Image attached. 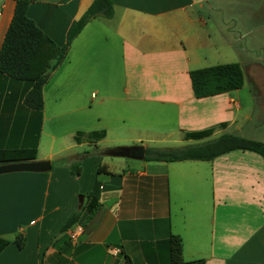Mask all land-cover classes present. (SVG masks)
Wrapping results in <instances>:
<instances>
[{"label":"crops","instance_id":"0c3cea01","mask_svg":"<svg viewBox=\"0 0 264 264\" xmlns=\"http://www.w3.org/2000/svg\"><path fill=\"white\" fill-rule=\"evenodd\" d=\"M92 1L29 3L27 15L46 35L45 50H38L30 62V76L49 69ZM112 3L113 15L91 18L49 74L39 114L24 103L28 82L0 73V148L35 147L34 160H50L52 167L53 156L66 149L55 148L58 117L81 111L80 118H94L97 125L77 130L73 140L93 148L109 136L110 119L121 121L116 127L119 131L139 128L131 121L135 112L155 111L163 118L171 111L168 115L174 126L156 134L178 135L186 145L217 137L236 124L228 113L233 97L221 98L226 92L195 98L189 71L211 64L223 47L240 48V34L235 33L240 12L230 16L234 6L240 10V0L236 4L229 0ZM14 6L15 0H0V47ZM56 74L60 82L53 85V108L48 114L46 92ZM233 105L240 110L239 103ZM86 107L93 112L86 113ZM46 121L53 125L45 133L48 148L42 155L39 145ZM222 122L226 125L220 126ZM210 127L214 128L210 136L184 137ZM146 129L139 133L144 139L138 135L127 140L144 149L153 147L147 138L152 134L145 133ZM94 130H104L105 136L89 141L85 134ZM78 131L84 133L79 143L75 140ZM241 135L264 142V132ZM120 149L121 156L130 157L133 152L130 147ZM89 161L85 165L94 168ZM144 163L142 169L120 171L99 166L103 176L99 179L100 206L91 218L82 206L93 188L94 175L90 183L83 182L88 189L80 201L76 196L82 190L81 170L76 178L66 166L0 174V236H24L22 248L10 242L0 252V264H176L169 253V234L181 240L182 263L178 264H197L198 260L203 264H264V157L235 150L208 161ZM76 211L80 212L78 221L60 232ZM77 229L78 235L72 238Z\"/></svg>","mask_w":264,"mask_h":264},{"label":"trees","instance_id":"16d2710c","mask_svg":"<svg viewBox=\"0 0 264 264\" xmlns=\"http://www.w3.org/2000/svg\"><path fill=\"white\" fill-rule=\"evenodd\" d=\"M32 0H15L13 15L5 32L0 47V73L13 79L25 80L29 87L24 96V103L31 109L40 113L43 105L42 87L49 73L64 58L66 50L73 38L82 30L84 25L95 16L111 17L114 13L112 0H93L89 7L74 23L67 41L61 46L55 55L49 69L32 77L29 74L30 62L36 52L45 50V33L27 15V7ZM192 93L195 98H204L240 89L244 84V73L239 63L231 62L216 64L207 67L196 68L189 71ZM220 126H225L222 122ZM214 128H206L199 131L185 133L186 139H201L210 136ZM83 132L78 131L75 140L79 143ZM89 141H98L105 136L104 130H94L85 134ZM242 150L252 151L264 157V142L251 139L233 133H223L215 139L190 144L182 147H147L145 149V161H184V160H212L225 153ZM37 149L25 148H0V162L34 160ZM74 172L79 173L78 165H73ZM102 168H98L97 174ZM101 181L96 178L92 190L86 195V202L82 209L88 212L91 218L99 209ZM80 212H74L60 227L59 231H65L73 226L79 219ZM13 242L18 248L24 244V236L18 234L13 240L0 236V252ZM169 253L173 263L181 262L182 245L179 237L169 234ZM203 264L202 260L196 261Z\"/></svg>","mask_w":264,"mask_h":264},{"label":"rangeland","instance_id":"374dc122","mask_svg":"<svg viewBox=\"0 0 264 264\" xmlns=\"http://www.w3.org/2000/svg\"><path fill=\"white\" fill-rule=\"evenodd\" d=\"M229 2L236 4V0H229ZM239 12L240 25H236L235 33L240 34V40H237V45L240 48L228 49L223 47V50H219V55L213 58L211 64L208 66L237 62L243 70V86L221 97L225 99V96H231L236 103L240 104V110H237L235 105H233L234 101H231L232 108H230L231 112H229V110L228 113L231 117L235 118L236 124L231 125L224 133L241 135L242 133L252 134L257 131L264 132V0H240V10H236L234 6L230 16L232 17L233 14L235 15V13L238 14ZM232 41L234 40H231V42ZM56 76L57 74L51 79V88L49 87L46 92L47 99L45 108L48 114L52 112L53 108L51 102L53 85L56 82H60V79ZM89 103V100L84 102L86 106L89 105ZM88 108L89 107H86L85 112L89 114L92 113L93 109ZM81 112H77L76 115L73 116L58 117L60 122L57 124L58 141L55 143V148L60 147L66 149L63 154H61L62 156L60 154H55L53 156L51 167L53 169H58L66 166L74 178L78 177L81 170L82 190L77 193L76 197L78 200H80L81 196L87 194L86 189L88 188L83 182L87 184L90 183L93 179V175L94 178L102 179V174L96 175L99 166H106L107 169L112 171L142 169L140 166L145 164L144 160L121 156L122 152L120 148H131L136 146L127 139H130L129 137H138V135H140L139 133L144 131V128H147L145 133L153 135L147 137L152 139V141H148L149 146L160 148L186 146L185 142L178 135L162 137V135L156 134L160 132L161 129H171L174 126L171 117L168 115L172 113L171 111H168L167 116L163 118L161 114L155 111L152 113L147 111L133 113L131 115V121L135 127H139L133 132L127 130L123 131V129L121 131L117 130L116 127L121 124V121L118 119H110L109 125L111 130L105 142H102L97 148L89 147L88 145L79 146L73 140L75 132L77 130L87 131L88 127L97 125L95 124L97 121L94 118L92 119L93 121L80 118L79 115H81ZM76 117H78V119ZM52 125L53 123L47 121L44 123V132L39 145L40 154L42 155L48 148V137L45 133L51 130ZM238 126L240 128H238ZM140 136H142L143 139L145 137L144 134ZM211 139L209 138L207 140ZM109 149H111V151ZM89 159H91V161H89ZM87 161L93 162L94 168L92 167V170L88 165H85ZM73 165H78V174L74 172L72 168ZM7 237H9L7 239H13V235Z\"/></svg>","mask_w":264,"mask_h":264},{"label":"water","instance_id":"95a60500","mask_svg":"<svg viewBox=\"0 0 264 264\" xmlns=\"http://www.w3.org/2000/svg\"><path fill=\"white\" fill-rule=\"evenodd\" d=\"M133 152L129 154L134 159L142 160L145 157V149L143 146L131 147ZM51 168L50 160H19L10 161L0 164V174L9 172H45ZM83 196L80 197L82 201Z\"/></svg>","mask_w":264,"mask_h":264},{"label":"built area","instance_id":"2783aa9c","mask_svg":"<svg viewBox=\"0 0 264 264\" xmlns=\"http://www.w3.org/2000/svg\"><path fill=\"white\" fill-rule=\"evenodd\" d=\"M78 232H79L78 229H77L76 231L72 232V233H71V237H72V238H75V237L78 235Z\"/></svg>","mask_w":264,"mask_h":264}]
</instances>
